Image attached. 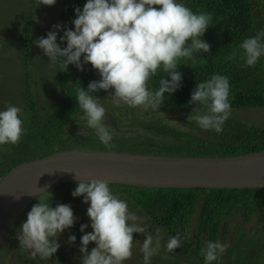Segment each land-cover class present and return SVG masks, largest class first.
Returning <instances> with one entry per match:
<instances>
[{"label":"trees","instance_id":"1","mask_svg":"<svg viewBox=\"0 0 264 264\" xmlns=\"http://www.w3.org/2000/svg\"><path fill=\"white\" fill-rule=\"evenodd\" d=\"M179 2L184 3L193 12H207L212 15L211 25L203 37L209 43L210 51L195 53V64L190 60H181L178 69L183 77L181 86L171 95L166 93L160 106L181 113L186 125L182 129L166 124L146 125L153 136L143 139L144 134L138 132L136 133L140 137L135 139L120 133V130L108 128L113 137L112 143L116 145L111 150L106 149L96 134H90L87 128L78 126L84 124L85 120L78 116V113L83 115L77 106L75 89L84 87L87 90L91 81L100 79L91 64H85L84 70L77 73L72 80L67 70L64 71L59 63L56 65L62 104L58 111L47 113L48 118L43 119L32 89L33 33L30 17L18 41L22 64L26 71L23 82L25 83L23 102L28 117L27 123L24 124L26 131L18 145H8L10 148L4 147L3 152L0 151V178L23 162L67 150L94 148L97 149L95 151L183 157H226L264 151V121H246L239 114L243 110H264V57H261L255 67L247 68L238 67V64L242 63L239 60L225 59L245 38L255 35L256 30H264V0H179ZM85 3L86 0H65L60 20L64 30L71 29L76 18L75 9L79 7L82 10ZM63 35L64 32L59 29L57 43L61 47L66 44L60 39ZM213 74L226 76L231 90L229 98L231 116L219 134L214 130L201 129L195 121L189 122L187 119L197 107L189 103L191 93L197 83L208 80ZM166 75L160 69L149 81V89L157 90L160 79ZM166 78L170 80V77ZM98 93L99 91L93 95L96 96ZM111 111L118 118L119 127L122 129L121 123L125 120L121 118L119 112ZM76 187L77 182L62 184L46 191L42 196L51 201L53 207L61 203L72 207L73 201L76 200L80 210L74 213L77 216L83 214L84 205L83 197L72 195ZM110 187L114 194L127 201L131 212L142 216L144 221L150 223V233L154 237L157 235L156 229H160V235L163 237L161 240L163 246L160 247L164 255L175 256L176 259L181 257V261L170 264H205L200 249L204 247L206 241H217L221 238H227L236 244L228 248L227 252L213 264H226L228 258H235L242 247L249 249L251 257L263 261L259 256L264 255V189H165L120 184H110ZM36 201L38 197L32 203ZM26 210L2 243L0 250L2 264L8 262L14 264L13 259L9 258L13 251L16 253L19 251V254L23 251L25 258L30 256L25 249L20 248L19 243H15L17 238L13 239L17 236L19 228L16 231L15 229L18 224L27 219ZM80 220L87 224L84 217ZM193 220L196 228L194 240L191 242ZM177 233L181 235L182 245L175 252H168L166 243L170 236ZM83 234L85 233L81 232V235ZM133 235L134 240L138 241L134 243L133 251L139 250L138 255H143L140 247L146 237L140 233ZM9 236H13L11 243L8 240ZM66 236L69 239L70 236L66 234L64 237ZM59 254L63 256L61 264H80L69 255ZM33 264L41 263L34 261Z\"/></svg>","mask_w":264,"mask_h":264},{"label":"clouds","instance_id":"2","mask_svg":"<svg viewBox=\"0 0 264 264\" xmlns=\"http://www.w3.org/2000/svg\"><path fill=\"white\" fill-rule=\"evenodd\" d=\"M56 2L39 0V5L54 6ZM75 13V30L54 26L64 32L60 39L66 42V47L57 43V31H49L46 38L40 37L35 43L50 58V66L59 63L65 71L74 65L83 71L85 64H91L99 74L100 79L91 81L87 90L75 89V99L85 113L78 116L111 150L116 145L104 124L107 111L93 93L114 90L110 91V97L115 106L159 109L165 94L171 95L181 86L183 77L178 70L181 60L195 64V53L210 51L203 37L211 25L212 15L193 12L179 0H86L83 9L77 7ZM261 57H264V30H256L255 35L245 38L225 59L239 60L242 63L238 67L247 68L255 67ZM160 69L167 75L160 79L159 88L152 91L148 83ZM230 91L229 79L220 74L197 83L189 101L197 107L187 116L188 121H195L206 131L221 133L231 116ZM22 113V108L11 104L0 110V146L20 143L26 131ZM72 195L83 197V202L89 204L83 208V214L77 215L79 220L84 217L87 222V212L91 219V225L87 222L88 225L80 227L82 233L91 227L81 237L82 264H125L133 256L134 243H138L134 233L146 237L140 251L144 264H151L163 239L160 229H156L154 237L144 218L131 212L127 201L113 193L108 180L79 179ZM77 217L70 205L61 203L53 207L40 194L38 203L31 207L17 231L20 248L46 261L58 251L59 237L75 225ZM75 241L76 236L71 235L69 242ZM92 242L96 247L89 251L88 245ZM181 245V235L177 233L169 237L166 248L168 252H175ZM229 247L228 243L209 240L200 249V255L205 264H213Z\"/></svg>","mask_w":264,"mask_h":264},{"label":"water","instance_id":"3","mask_svg":"<svg viewBox=\"0 0 264 264\" xmlns=\"http://www.w3.org/2000/svg\"><path fill=\"white\" fill-rule=\"evenodd\" d=\"M106 111L104 124L120 130L117 117ZM79 179L146 188L264 189V151L226 157H183L67 150L23 162L0 178V250L19 217L40 194ZM86 219L91 225L87 212ZM195 228L193 220L191 242ZM36 258L40 259L38 255Z\"/></svg>","mask_w":264,"mask_h":264},{"label":"rangeland","instance_id":"4","mask_svg":"<svg viewBox=\"0 0 264 264\" xmlns=\"http://www.w3.org/2000/svg\"><path fill=\"white\" fill-rule=\"evenodd\" d=\"M64 2L65 0H57L54 6H45L39 5V0H0V110H4L8 104L22 108L23 113L21 115V118L23 119L24 124L27 123L28 120L24 108L25 105L23 102V94L25 90V83L23 82L26 77V71L22 64V53L20 52L18 43L20 34L25 28L28 19L32 17V89L38 110L42 113L43 119H47V113L58 111L61 107L62 96L57 81V67L49 65L50 58L44 54L42 49L36 46L35 41L40 37L46 38L49 31H59V29L54 28V26L60 25ZM71 30H75L74 24H72ZM66 46L67 45L65 44L64 47ZM80 71L81 70H79L76 66L69 65L67 72L70 80H72L77 73H80ZM110 91L100 90L96 96L101 100V102L99 103H101L104 107L106 106L105 109H109L108 111L110 112L111 110H115L116 113L119 112L121 118L125 120L121 123L123 126L122 129H120V133H124L128 137L139 139L140 135L136 133L138 132L144 134L142 136V139L152 138L153 134L150 133V131L146 128V125L166 124L180 129H182L186 125L184 116L181 113L173 111L172 109L159 107V109L145 110L139 107L131 108L124 104L115 106L112 103ZM239 114L242 119L246 121H264V110H243ZM78 126L87 128L90 134L95 135L94 130L87 127L86 121L84 124H79ZM4 147H7V149L10 148L8 145L0 146V151L3 152ZM93 150L97 149L93 148L90 151ZM76 202L77 201L74 200L72 203V209L74 213L80 211L78 210V205ZM36 203H38V201L32 203L26 210V213H28L31 210V207ZM83 205L84 207H87L89 204L83 202ZM137 216L139 215L137 214ZM144 222L150 225V223L146 221ZM21 225L22 222L18 224L15 231ZM76 227L77 225L75 223V227L66 229L61 234L58 240L60 244L59 251L65 253L66 255H69L77 263L82 264L83 254L79 251V248L81 247V239L76 241V246L73 243L69 242L68 236H66L67 239H65L64 237L66 234H68L69 236L75 235L74 230L76 229L78 232V227ZM134 234L139 235V233ZM79 236L82 237L80 234ZM12 238L13 236L8 237L9 243L12 242ZM16 238L17 236H15L13 239L15 240ZM259 240L260 235L257 236L258 243ZM165 241H167V239H165ZM219 241L222 243H228L230 247L236 244L235 242H231L227 238H221L219 239ZM15 243L18 244L19 240H15ZM94 247H96V244L90 243L88 245L89 251H91V249ZM133 252L135 254L132 256L131 260L126 261L125 264H144L143 255H138L139 250L135 249ZM159 254H161V256ZM164 254L165 253L163 252L162 247H160L158 254L151 258V264H170L173 262L181 261L180 256L178 257V259H176L175 256H166ZM11 255L12 256H9V258L13 259L12 263L14 264L34 263V261L28 256H26L25 258L23 251H21V254H19V251L17 253L16 251H13ZM59 255V253L57 255L55 253L52 257L47 258V260L43 264H61L63 256ZM250 255L251 252L249 251V249L247 247H242L235 255V258H228L227 262L225 263L228 264V262H231V264H233L232 262L235 261L237 263L234 264H264L263 254V256H259L263 258V261H259L254 257H251ZM162 259L163 261H158ZM8 264L11 263L8 262Z\"/></svg>","mask_w":264,"mask_h":264},{"label":"flooded vegetation","instance_id":"5","mask_svg":"<svg viewBox=\"0 0 264 264\" xmlns=\"http://www.w3.org/2000/svg\"><path fill=\"white\" fill-rule=\"evenodd\" d=\"M112 112V111H111ZM113 113V112H112ZM114 114V113H113ZM118 119V118H117ZM23 221V220H22ZM24 222V221H23ZM22 222V223H23ZM76 225H77V227H78V232H77V230L75 229L74 230V232H75V234H76V241L77 240H79V239H81V237L79 236V234L81 235V231H80V227H81V225L83 224L82 223V221L81 220H79L78 219V217H77V220H76ZM76 227V228H77ZM20 228V227H19ZM90 229H91V227L89 226L88 228H86V230H87V232H90ZM19 230V229H18ZM17 230V231H18ZM87 232H85V233H87ZM82 236V235H81ZM65 239H66V237H65ZM76 241H75V243H73L74 245H76L77 246V244H76ZM92 244H95L94 242H92ZM79 247V246H78ZM60 249H58V251L56 252V253H63V252H61V251H59ZM25 251H27V250H25ZM28 253H29V255L31 256H29L32 260H34V261H39L41 264H43L44 262H45V260H42L41 258L40 259H38V258H36V257H33L32 255H31V253L29 252V251H27ZM65 254V253H64Z\"/></svg>","mask_w":264,"mask_h":264}]
</instances>
